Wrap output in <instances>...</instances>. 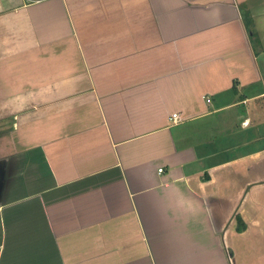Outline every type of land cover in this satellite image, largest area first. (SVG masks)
<instances>
[{
    "label": "crops",
    "instance_id": "1",
    "mask_svg": "<svg viewBox=\"0 0 264 264\" xmlns=\"http://www.w3.org/2000/svg\"><path fill=\"white\" fill-rule=\"evenodd\" d=\"M263 5L0 0V264H264Z\"/></svg>",
    "mask_w": 264,
    "mask_h": 264
},
{
    "label": "built area",
    "instance_id": "2",
    "mask_svg": "<svg viewBox=\"0 0 264 264\" xmlns=\"http://www.w3.org/2000/svg\"><path fill=\"white\" fill-rule=\"evenodd\" d=\"M173 117H174V122H179L181 120V118L178 114H174ZM161 171H162V169H161Z\"/></svg>",
    "mask_w": 264,
    "mask_h": 264
},
{
    "label": "rangeland",
    "instance_id": "3",
    "mask_svg": "<svg viewBox=\"0 0 264 264\" xmlns=\"http://www.w3.org/2000/svg\"><path fill=\"white\" fill-rule=\"evenodd\" d=\"M264 12V5L262 6V12L261 14ZM263 18V15L261 16Z\"/></svg>",
    "mask_w": 264,
    "mask_h": 264
}]
</instances>
